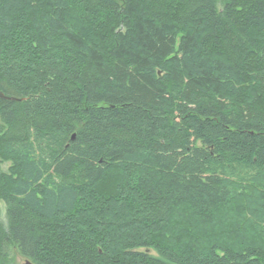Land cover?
Wrapping results in <instances>:
<instances>
[{"label":"trees","instance_id":"16d2710c","mask_svg":"<svg viewBox=\"0 0 264 264\" xmlns=\"http://www.w3.org/2000/svg\"><path fill=\"white\" fill-rule=\"evenodd\" d=\"M0 91V264H264V0H0Z\"/></svg>","mask_w":264,"mask_h":264},{"label":"rangeland","instance_id":"374dc122","mask_svg":"<svg viewBox=\"0 0 264 264\" xmlns=\"http://www.w3.org/2000/svg\"><path fill=\"white\" fill-rule=\"evenodd\" d=\"M10 164L11 163H8V162L7 163H3V164L1 163L0 167H1L2 170H7L9 168ZM0 208H1V218H2V220L4 222H6V206H5V204L3 202H0ZM153 254L155 255L156 253H153ZM25 261H26V259H24V258H22L20 256H17L15 258L14 264H24Z\"/></svg>","mask_w":264,"mask_h":264},{"label":"water","instance_id":"95a60500","mask_svg":"<svg viewBox=\"0 0 264 264\" xmlns=\"http://www.w3.org/2000/svg\"><path fill=\"white\" fill-rule=\"evenodd\" d=\"M0 99H5V100H9V101L16 100L15 98L5 96V94L3 92H1V91H0ZM24 264H34V263L31 262L30 260H26Z\"/></svg>","mask_w":264,"mask_h":264}]
</instances>
